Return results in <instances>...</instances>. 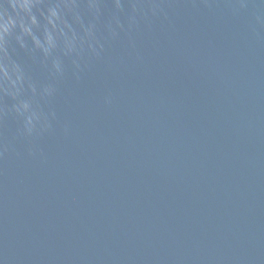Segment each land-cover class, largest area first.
I'll return each mask as SVG.
<instances>
[{"label":"water","instance_id":"95a60500","mask_svg":"<svg viewBox=\"0 0 264 264\" xmlns=\"http://www.w3.org/2000/svg\"><path fill=\"white\" fill-rule=\"evenodd\" d=\"M49 8L0 50V261L264 264V0Z\"/></svg>","mask_w":264,"mask_h":264},{"label":"clouds","instance_id":"9594fccd","mask_svg":"<svg viewBox=\"0 0 264 264\" xmlns=\"http://www.w3.org/2000/svg\"><path fill=\"white\" fill-rule=\"evenodd\" d=\"M42 0H0V50H3L5 44V37L11 36L17 28H19L22 36L17 39L23 40V37H28L33 40L36 47L42 49L46 54L56 47L57 36L55 34L58 23L61 22L60 13L56 8H49L47 14L41 12L40 15L46 21L44 30V39L35 35L34 29L40 28V21L34 14L33 10L41 4ZM11 8V14L8 9ZM19 69L9 67L0 63V82L7 81L11 88H16L18 81L21 79L19 76ZM13 75L16 79H13ZM3 85L0 83V88ZM25 111L29 110L28 104L22 105ZM31 123V121H29ZM0 264H3L0 261Z\"/></svg>","mask_w":264,"mask_h":264}]
</instances>
